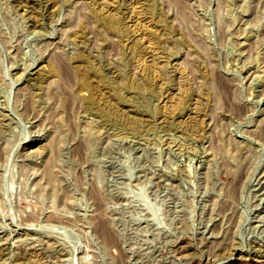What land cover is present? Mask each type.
<instances>
[{
  "label": "rangeland",
  "instance_id": "rangeland-1",
  "mask_svg": "<svg viewBox=\"0 0 264 264\" xmlns=\"http://www.w3.org/2000/svg\"><path fill=\"white\" fill-rule=\"evenodd\" d=\"M0 264H264V0H0Z\"/></svg>",
  "mask_w": 264,
  "mask_h": 264
},
{
  "label": "bare ground",
  "instance_id": "bare-ground-1",
  "mask_svg": "<svg viewBox=\"0 0 264 264\" xmlns=\"http://www.w3.org/2000/svg\"><path fill=\"white\" fill-rule=\"evenodd\" d=\"M7 123V122H6ZM2 126V125H1ZM6 127V126H5ZM5 129V128H4ZM36 144V143H35ZM39 147V146H38ZM52 173V172H51ZM50 174V173H49ZM51 177V176H50ZM106 232V231H105ZM108 234V233H107ZM107 238V237H106ZM107 239H109V238H107Z\"/></svg>",
  "mask_w": 264,
  "mask_h": 264
}]
</instances>
